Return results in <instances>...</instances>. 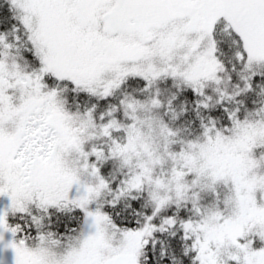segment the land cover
Wrapping results in <instances>:
<instances>
[{
    "label": "snow or ice",
    "instance_id": "snow-or-ice-1",
    "mask_svg": "<svg viewBox=\"0 0 264 264\" xmlns=\"http://www.w3.org/2000/svg\"><path fill=\"white\" fill-rule=\"evenodd\" d=\"M0 264H264V0H0Z\"/></svg>",
    "mask_w": 264,
    "mask_h": 264
}]
</instances>
